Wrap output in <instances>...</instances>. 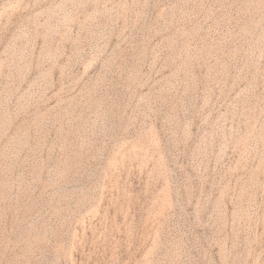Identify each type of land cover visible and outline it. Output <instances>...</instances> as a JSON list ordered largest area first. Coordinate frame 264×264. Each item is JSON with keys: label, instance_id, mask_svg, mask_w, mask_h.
<instances>
[{"label": "rangeland", "instance_id": "374dc122", "mask_svg": "<svg viewBox=\"0 0 264 264\" xmlns=\"http://www.w3.org/2000/svg\"><path fill=\"white\" fill-rule=\"evenodd\" d=\"M0 264H264V0H0Z\"/></svg>", "mask_w": 264, "mask_h": 264}]
</instances>
